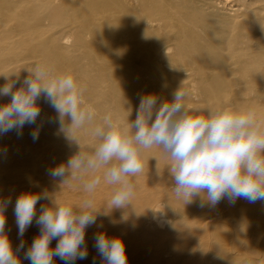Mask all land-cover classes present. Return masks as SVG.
Returning <instances> with one entry per match:
<instances>
[{
	"label": "clouds",
	"instance_id": "1",
	"mask_svg": "<svg viewBox=\"0 0 264 264\" xmlns=\"http://www.w3.org/2000/svg\"><path fill=\"white\" fill-rule=\"evenodd\" d=\"M26 70L29 74L23 80L16 74L15 79L3 75L7 82L0 86V97L10 100L0 104V136L13 131L22 135L26 125H35L43 99L56 113L48 122L58 124L69 146L78 149L46 174L60 187L81 181L88 198L73 204L59 201L47 190L22 192L13 207L20 240L15 248L6 228V210L13 202L0 198V264H21V253L30 264H55L56 258L62 264H76L86 259L87 229L102 227L97 225L101 212L94 199L97 189L102 183L113 187L107 202L110 210L131 205L136 190L131 178L143 172L142 155L154 146L170 158L167 171L172 191L184 205L197 199L201 207L209 208L224 200L264 202V117L256 109L231 104L190 107L185 102L190 92L180 86L171 93V100L161 101L152 93L141 95L134 121H129L130 114L124 122L107 112L94 125L96 112L86 106L85 89L72 74H57L46 63ZM86 125L91 126L89 135L95 141L91 151L83 149L78 136ZM41 127L30 133L33 141L38 140ZM41 200L49 205L42 204L38 210ZM33 222L39 233L26 248L23 238ZM53 240L57 241L54 247ZM93 240L101 264H128L120 237L97 232Z\"/></svg>",
	"mask_w": 264,
	"mask_h": 264
},
{
	"label": "bare ground",
	"instance_id": "2",
	"mask_svg": "<svg viewBox=\"0 0 264 264\" xmlns=\"http://www.w3.org/2000/svg\"><path fill=\"white\" fill-rule=\"evenodd\" d=\"M44 1V4H47V8L45 9H42L41 7L38 8V5L34 7L33 5L30 6L31 3L33 4L34 0H0V28H3V25L5 24L7 25L6 20H14L18 14L16 13L17 10L20 9L21 14L18 25L19 27L26 28L28 31L31 28L33 29L29 32L34 33L32 38L34 41H37V47L35 50L40 52V56H38V64L46 63L57 74L70 73L75 77L78 85L85 89L84 100L86 106L92 107L96 112V118L93 122L94 125L99 124L103 115L107 112H112L114 117H118L125 122L130 114L128 117L129 121H134L139 105V97L141 95L152 93L156 94L159 98H167L170 95V88H174L173 85L181 80V76H178L177 74L173 76L170 70L164 69L166 67L165 60L169 57L166 52H168L167 50L171 49V47L160 44L157 34L158 32L152 28H148L144 23V19L148 18V16L142 17V13H140V11H143V8H147L151 5H155V12H151L150 15H162L163 21L165 19L166 24L171 28L170 34H172L174 39L172 41L176 44L175 50L180 53V56L182 55L184 61L192 62L199 67L201 78L203 81H206L205 89L207 88V91L204 90V88L203 90L206 92L207 98L210 99V101L213 100V105L231 104L238 107H244L245 105L243 106V104L247 101H243L244 103H242L239 98L240 96L245 95L244 91L249 89L252 92L257 88H262L263 91L259 93L254 91L252 95L254 98L253 101H256L258 105L259 103L262 105V107H258L256 111L259 115L264 117V59H262L263 57L261 55L259 56L262 58L257 59V57H254L256 55L254 54V49H256V47L264 46V33H260L261 24L257 23L259 24L258 27V25L255 24L257 21L251 24L250 27L248 25V28L251 29L256 26L253 29L254 31L248 35V38H246L245 41L240 42L238 46H235L237 41H231L232 33L234 32L232 31V27L234 26V21L232 19L226 18L220 27L214 28L218 21L210 20L207 15L198 11H195L194 13L196 14L194 15L192 14V11V13L190 11L171 13L170 5L164 2V0H144L142 5H140L142 7L141 9L137 8L139 5L136 7L133 1L132 5L130 0H79L76 3L69 2L66 9L54 5L51 2L52 0ZM176 2L177 1H175V3ZM181 2L184 1L181 0ZM136 3L138 2L136 1ZM46 9H48V11L44 14ZM172 11H174V9ZM145 14L143 12V15ZM45 20H50L53 23L52 30L56 29L54 32L47 33L41 29L43 27L42 22ZM236 20L237 19L235 18V21ZM4 21L5 24L3 23ZM252 25H254V27H252ZM194 26H198L201 29H196L197 27L195 28ZM72 27H77V34L80 32L83 35V37L75 39L74 43L78 46L77 48H81L80 54L82 55L80 56L78 55V52L71 53L73 51H69L63 47L64 44H61V40L64 39V36L62 37L61 35L62 30L65 28L70 29ZM204 29L206 30L204 31ZM73 32L75 31L73 30ZM157 38L158 40H156ZM81 42L83 45H81ZM252 56L255 60L251 59ZM6 61L7 59L5 58V60H2L0 63V65L5 68L0 70V85L6 83L3 75L12 76L13 74L18 75L20 72L27 71L24 70L26 69L25 67L21 69V65L18 66L17 63L15 67L14 63H9V69H7L5 67ZM171 62L175 64L174 59H171ZM152 80L154 85L152 84ZM155 83L157 84L155 85ZM138 84L143 87L138 86ZM197 87L198 86H196V88ZM238 87H242V91H240V88L238 89ZM39 103L41 106V116L37 120V123L35 125H26L22 130V135H18L17 137L16 135L14 136V143H24L22 149L21 147L18 148L26 152L28 158L24 159V161H27L29 158H33L37 151H34V148L29 149L26 146L34 143H38L39 145L40 143L46 144L44 141L49 138L50 140L48 144H51V138L60 134L64 162H66L67 159L78 150L77 146H69V142L64 138L63 133L58 131V124L48 122L49 118H54L56 115L54 109L45 103L43 99H41ZM39 125H42L39 132V138L38 140L33 141L30 133ZM90 127L91 126L86 125L85 129L78 133L85 151H91L92 146L95 143L89 135ZM4 144L5 141L0 136V146L2 147ZM156 147L158 146H154L153 148L144 151L142 160L143 162H148L149 165H147V168L143 173L155 178L156 182H161L159 184L161 186L158 194L166 195L169 190V188L165 186V184L167 185L166 182L168 180L166 178H170V176L168 173H162V171L164 172L166 168H164V164L166 166L167 163L163 160L154 161L155 159L153 160L152 156L149 154V152ZM161 154L165 155L164 153ZM5 161H7L5 158L0 160L1 167L4 165ZM162 167L163 170H161ZM0 182L6 181L0 179ZM104 185L106 184L102 183L94 195L96 208L97 210H101L97 225H102L104 228L102 230V227L92 226L87 230L91 229L92 231L93 229L97 232H106L109 236H117L121 238V236L117 234L120 233L119 231L128 230L129 224L131 223L135 225L137 231L140 233H151L152 225H154L155 228H158V225L160 224L162 225V222L160 221L161 216L159 217L161 203H159L153 206L152 211L146 216V219L143 216H139L135 219L129 218L127 219L128 222L122 220L121 223L117 225V229L119 230L116 229L113 231V229L108 228L106 224L109 220L104 218L110 217L113 211V209L110 210V208L107 207L108 199H110L109 194L112 193L111 191L107 192L106 190V193H101ZM65 195V201H70L73 204H79L82 200L88 198V194L84 192L82 182L79 180H73L67 184ZM245 202L246 200L244 199H238L232 209L230 208L232 214L242 211ZM145 206H148V204H145ZM225 207L227 206L223 207V205H218L215 208L202 207L201 209H198L197 222L200 224H208L212 221L214 224L215 221L213 222V220L217 217H214L213 212H221L220 210ZM132 210V207H127V209L124 210V213L130 215L133 212ZM253 210V219H260L262 222H260L259 225H256V223H250L248 225V229L251 232L248 240H252V242L254 241L264 247V205L260 208L258 207V209L255 207ZM121 239L124 240L123 238ZM88 245H91L90 242ZM251 245H253V243H251ZM263 247L261 246V249ZM142 251L143 250L140 252ZM167 251V254L169 255L170 248H168ZM142 254L143 253H141V256ZM262 260L264 262V258H262ZM82 261L83 260H77L76 264H80Z\"/></svg>",
	"mask_w": 264,
	"mask_h": 264
},
{
	"label": "rangeland",
	"instance_id": "3",
	"mask_svg": "<svg viewBox=\"0 0 264 264\" xmlns=\"http://www.w3.org/2000/svg\"><path fill=\"white\" fill-rule=\"evenodd\" d=\"M78 1L79 0H58V1L52 0L51 2L58 7H64V9H66L69 2L76 3ZM132 1L136 5V7L139 5L137 8L139 9L142 8L140 5H142V2L144 0L142 1L136 0L138 3H136L135 0H130V2ZM175 1H177L178 3L177 2L175 3ZM183 1L185 3L181 2V0H174V1L164 0V2L170 5L169 7L171 13H179V12L182 13V11L183 12L192 11L193 13L192 12L191 13L194 15L196 14L194 12L198 11L202 14L207 15L208 19L218 21L217 24L214 26V28L220 27L221 24L224 23L225 21L224 19L226 18L232 19L234 21V26L232 27L233 29L232 31L234 32L232 33L233 35L231 41L233 40L237 41L235 46L236 45L238 46L240 42L245 41L246 38H248V35L254 31L253 29L256 26L254 27V25H252V27L254 28L251 29L248 28V25L250 27V25L253 24L255 21H257L255 24L257 23L261 24L260 33L261 32L264 33V31H262L264 30V0H186V1L183 0ZM44 2H45L44 0H34L33 4L31 3L30 6L33 5L34 7L38 5V8L41 7L42 9L43 8L45 9L47 8V4H44ZM133 2L131 3L132 5ZM232 8L233 10L235 8L234 12ZM173 9L174 11H172ZM47 11L48 9L44 11V14ZM143 12L145 15H143ZM151 12H155V5H151L147 8H143V11H140V13H142V17L148 16V18L144 19V23L148 28H152L158 32L157 34L160 44L171 47V49H168L167 50L168 52H166V54L169 57L165 60L166 67L164 69L170 70L173 76H175L176 74L178 76H181L180 77L181 80L177 82L175 85H173L174 88L173 87L170 88L169 97L167 98L163 97L160 98V100L161 101L171 100L170 98L171 93L175 89L181 86L190 92V97L185 101L190 107L204 108L209 105H213V100L210 101V99H208L206 96V92L204 91V90L207 91V88L205 89L206 81H203V79L201 78L199 67L197 65H194V63L192 62H188V61L186 62L183 60L182 55L180 56V53L177 50H175L176 44L172 41L174 39L172 37V34H170L171 28L166 24L165 19L163 21L162 15L160 16L150 15ZM16 13L18 14L14 20L11 21L6 20L7 25L5 24L4 21L3 22L5 24L3 25L4 27L0 28V63L2 60H5L6 58L7 61L5 63V67L7 69H9L8 68L9 63L10 64L14 63V67L16 63L18 64V66L21 65V69L24 67L26 69H31L32 67L38 64V60H39L38 56H40L39 54L40 52L38 50H35V48L37 47V41H34L32 38L33 37L32 35H34V33L29 32L30 30L32 31L33 29L31 28L28 31L24 27L23 28L19 27L18 23L20 21V14H21L20 9H18ZM235 18L237 19L236 21ZM149 21L152 23H150ZM52 24L53 23L50 20L47 21L45 20L44 22H42L43 27L41 29L44 30V32L52 33L54 32V30H56V29L52 30ZM257 25L259 27V24ZM164 26L166 29L164 28ZM194 27L195 28L197 27L196 29L198 28L201 29L198 26H194ZM77 29H78L77 27H72L70 29L65 28L64 30H62L61 35L62 37L64 36V39L61 40L62 41L61 44H64L63 47L68 49L69 51H73L71 53L78 52V55L80 56L82 55L80 54L81 48H77L78 46H76V44L74 43H75V39H77L78 37L79 38L83 37V35L80 32L79 34H77L78 32ZM73 30L76 33L73 32ZM205 30L206 29H204V31ZM245 30H247L248 32ZM158 38L156 40H158ZM81 45H83L82 42ZM254 51H255L254 54H256L254 56L255 58L257 57L258 59L263 57L262 59H264V52H263L264 46H260L258 48L256 47ZM259 55H261L262 57ZM254 57L252 56L251 59L255 60ZM171 59H174L175 64L171 62ZM2 69L5 68L0 65V70ZM26 69L24 70L26 71ZM28 74L29 73L27 71L20 72V74L18 73V75H20L19 76L20 80H23V78L28 76ZM10 78L15 79L16 76L13 77L11 76ZM153 80H152V84H153ZM156 84L157 83H155V85ZM19 86L20 85L17 84V87ZM138 86L143 87L140 84H138ZM196 86L198 87L196 88ZM238 89L242 91L243 88L238 87ZM249 91L251 92V90L246 89V91H244L245 95L239 97L242 103H244L243 101H247L246 103L243 104V106L245 105L244 107H252L256 110L258 109V107L261 108L262 107L261 103H259L260 105L259 106L258 103H256V101H253L254 98L252 94L254 93V91L256 93H259L263 91V89L257 88L256 90L252 91L251 94ZM9 100L10 97H0V103L4 104L9 102ZM13 133H15V131H13L12 134L11 132L8 133L9 135L11 134L10 136L8 134L1 136L2 139L5 141V144L2 147L0 146V156H1L0 160L5 158L7 161H5L2 167L0 166V179L2 181H6V182H0V198H8L11 199L13 202L12 205H10L6 210V216H7L6 228L10 229V231L8 232V236L13 244V248H15L20 242L17 235L18 230L15 224V216L13 213V207L17 196H19L22 192H26V191L39 192L42 190H47L48 192L53 193L59 201L64 202L66 197L65 188L67 184L62 185L60 187L57 182H53L51 178L46 174L47 169L54 167L55 165L61 162H64V154L62 151L63 148H62V141L60 134L51 138L50 141L52 142L51 144H48L50 140L49 138L44 141L46 142V144L40 143L39 145L38 143H34L35 145L32 144L26 146L29 149L34 148L33 150L37 152L33 158H29V160L24 161V159L28 158L26 152L21 150L22 145L24 143L23 144L21 142L18 144L14 143V139H15L14 136L16 135L17 137L18 135L17 133L15 134ZM8 143H12V144H8ZM18 147H21V149ZM4 149H6V151H3ZM161 153L164 152L160 147H156L155 149L149 152L153 160L155 159L154 161L163 160L165 161V163H167V165L165 166L163 162L164 168L165 167L166 168L164 172L162 171V173H168L167 166L170 163V158L165 153H164L165 155H162ZM143 163H144L143 172H145L147 165H149V163L146 161H144ZM161 170H163V167ZM143 172L138 176L131 178L133 179L136 185V190H135V195L132 198L131 205H129L128 208L132 207L133 212L130 215H127L124 213V210H126L127 208L113 209L110 216L111 218L110 217L104 218L106 220H109L106 224L107 227L113 229L114 231L117 229V225H119L122 220L127 221V219L129 218L135 219L139 216H143L146 219V216L149 215V213L152 211L153 206L155 204L161 203L159 217L161 216L160 221L162 222V225L161 224L158 225V228H155L154 225H152L153 228L151 226V231H152L151 233H147V232L140 233L137 231L135 225H133L132 223L131 224L128 223L129 224L128 230L119 231L120 233L117 234L124 239L123 241L126 245L128 264H264L262 260V258H264L263 245H259L254 241L252 242V240H250L251 242L248 240L250 238V233H251L248 229V225L250 223H256V225H259V223L262 222V220L260 219L258 220L253 219L252 217L254 211L253 209L255 207L256 209H258V207L259 208L262 207L264 205V202L257 201L256 203H249L248 201H246L244 203V208L245 207L246 208L242 209L243 212L240 211L232 214L231 209L235 205V203L230 204L227 200H224L221 203H219V205H223V207L224 206L227 207L220 210L221 212L219 211L213 212L214 217H217L214 218L213 220V222L215 221L214 224L211 221L208 224L201 223L202 224L201 225L200 223L197 222L198 209L202 208L200 204H198L199 203L198 199L194 200L193 203L187 205H184V203L181 200H177L172 191L173 183L171 181V178H166L168 180L166 182L167 185L165 184V186H167L170 191L168 190V193L166 195L158 194L161 186L159 184L161 182H156L155 178H152ZM105 190L107 192L111 191V193H113L114 189L112 186L104 185L101 193L104 192L106 193ZM109 195L111 198L112 194ZM109 200L110 199H108V201ZM42 204L47 206L49 205V202L41 200L37 205L38 210L40 205ZM145 204H148V206H145ZM135 205L138 206L136 207ZM37 214H39V212ZM223 215L225 218L223 217ZM103 228L104 226L102 227V230ZM38 233H39V227L35 224V222H33V224L27 229L23 238L25 241L26 248L30 246L33 238L37 236ZM96 233L97 231L93 229L92 231L91 229L87 230L86 232L87 245L89 242L91 245H88V257L86 258L87 260L84 259L83 260L84 262L82 261L80 264H93V261L95 259H96L95 264H101L100 257L97 254L95 248L93 247L94 244L93 236ZM248 241L250 242V244ZM56 243L57 241L53 240L52 246L54 247ZM251 243H253V245H251ZM261 246L263 247L262 249ZM168 248H170L169 255L167 254ZM141 250L145 252L143 251L140 252ZM256 251L258 255L256 254ZM141 253H143L144 255L142 254L141 256ZM20 258H21V264H30L28 260L23 259L22 253L20 254ZM55 264H62V262L58 258H56Z\"/></svg>",
	"mask_w": 264,
	"mask_h": 264
}]
</instances>
